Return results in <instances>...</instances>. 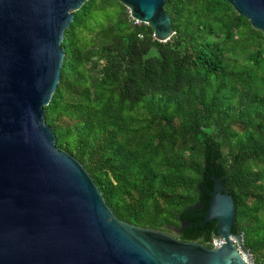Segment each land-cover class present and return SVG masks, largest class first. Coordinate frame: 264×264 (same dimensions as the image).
I'll return each mask as SVG.
<instances>
[{"label":"trees","instance_id":"1","mask_svg":"<svg viewBox=\"0 0 264 264\" xmlns=\"http://www.w3.org/2000/svg\"><path fill=\"white\" fill-rule=\"evenodd\" d=\"M165 10L166 41L118 0L74 11L45 121L118 218L180 226V239L207 247L214 175L236 206L232 232L264 264V35L225 0Z\"/></svg>","mask_w":264,"mask_h":264},{"label":"water","instance_id":"2","mask_svg":"<svg viewBox=\"0 0 264 264\" xmlns=\"http://www.w3.org/2000/svg\"><path fill=\"white\" fill-rule=\"evenodd\" d=\"M85 1L0 0V264L253 263L231 230L234 200L214 175L202 222L217 221L222 243L207 247L180 239L181 227L118 218L82 163L56 146L44 106L60 79L64 31ZM118 1L157 40L173 35L166 0ZM225 1L264 35V0Z\"/></svg>","mask_w":264,"mask_h":264},{"label":"built area","instance_id":"3","mask_svg":"<svg viewBox=\"0 0 264 264\" xmlns=\"http://www.w3.org/2000/svg\"><path fill=\"white\" fill-rule=\"evenodd\" d=\"M134 20L136 22H138V20H136V19H134ZM211 243H212L213 247H217V246H219L222 243V240L213 237L212 240H211Z\"/></svg>","mask_w":264,"mask_h":264},{"label":"flooded vegetation","instance_id":"4","mask_svg":"<svg viewBox=\"0 0 264 264\" xmlns=\"http://www.w3.org/2000/svg\"><path fill=\"white\" fill-rule=\"evenodd\" d=\"M180 227V226H179ZM169 231V233H171L172 231L171 230H168ZM179 234H180V232H178V237H179Z\"/></svg>","mask_w":264,"mask_h":264},{"label":"rangeland","instance_id":"5","mask_svg":"<svg viewBox=\"0 0 264 264\" xmlns=\"http://www.w3.org/2000/svg\"><path fill=\"white\" fill-rule=\"evenodd\" d=\"M174 232V231H173ZM248 263H250V262H248ZM250 264H254V260H253V263H250Z\"/></svg>","mask_w":264,"mask_h":264}]
</instances>
